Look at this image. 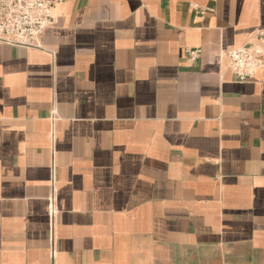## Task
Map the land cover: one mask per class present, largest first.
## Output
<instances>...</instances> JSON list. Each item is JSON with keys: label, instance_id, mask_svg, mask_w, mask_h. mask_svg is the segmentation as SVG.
Instances as JSON below:
<instances>
[{"label": "crops", "instance_id": "crops-1", "mask_svg": "<svg viewBox=\"0 0 264 264\" xmlns=\"http://www.w3.org/2000/svg\"><path fill=\"white\" fill-rule=\"evenodd\" d=\"M56 15L0 42V264H264V65L225 66L264 0Z\"/></svg>", "mask_w": 264, "mask_h": 264}, {"label": "built area", "instance_id": "built-area-1", "mask_svg": "<svg viewBox=\"0 0 264 264\" xmlns=\"http://www.w3.org/2000/svg\"><path fill=\"white\" fill-rule=\"evenodd\" d=\"M65 1L0 0V42L41 49L44 32L55 25L56 8ZM197 11L203 15L212 10L199 8ZM198 52L199 49L187 50L188 59L194 61ZM225 59V66L237 80L245 81L254 77L264 65V29L257 30L252 39L226 52ZM50 211L53 213L52 207Z\"/></svg>", "mask_w": 264, "mask_h": 264}]
</instances>
